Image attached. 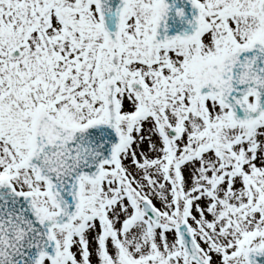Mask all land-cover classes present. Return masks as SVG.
I'll return each mask as SVG.
<instances>
[{"label": "snow or ice", "instance_id": "snow-or-ice-1", "mask_svg": "<svg viewBox=\"0 0 264 264\" xmlns=\"http://www.w3.org/2000/svg\"><path fill=\"white\" fill-rule=\"evenodd\" d=\"M0 264H264V0H0Z\"/></svg>", "mask_w": 264, "mask_h": 264}]
</instances>
